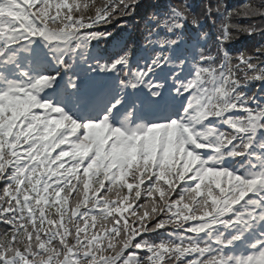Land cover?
<instances>
[{"label": "snow or ice", "instance_id": "6c2138e0", "mask_svg": "<svg viewBox=\"0 0 264 264\" xmlns=\"http://www.w3.org/2000/svg\"><path fill=\"white\" fill-rule=\"evenodd\" d=\"M0 264H264V0H0Z\"/></svg>", "mask_w": 264, "mask_h": 264}]
</instances>
